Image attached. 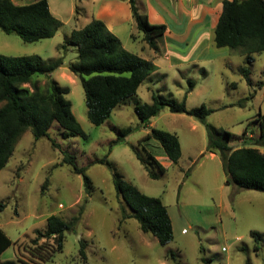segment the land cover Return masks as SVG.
Listing matches in <instances>:
<instances>
[{"label":"rangeland","instance_id":"374dc122","mask_svg":"<svg viewBox=\"0 0 264 264\" xmlns=\"http://www.w3.org/2000/svg\"><path fill=\"white\" fill-rule=\"evenodd\" d=\"M37 1L40 0H13L16 5ZM47 1L53 15L62 23L56 36L26 43L0 29V54L38 55L45 61L63 58L64 63L52 78L61 87L70 89L67 99L89 139L64 138L58 124L50 136L59 148L53 147L47 138L35 140L31 130L21 137L10 161L0 172V202L6 204L0 210V228L13 241L0 264H264V192L226 184L222 160L207 151L206 127L198 119L166 108L150 125L143 126L135 112L138 102L152 103L153 93L180 102L187 97L189 109L205 105L214 110L208 123L231 132L235 148L257 147L264 153V147L253 145L250 137L252 132L254 137L259 135L256 118L260 112L264 114V52L253 55L255 61L249 66L252 85H249L241 73L242 67H248L246 57L241 50L216 47L214 30L202 5H198L201 1L195 0V8L190 1L177 3L181 17L178 21L172 5L171 12L163 15L151 10L149 0H136L140 11L149 15L153 23L162 21L173 29L172 33L179 32L176 35L180 45L171 52L177 57L157 59L158 72L143 82L138 95L117 107L105 123L95 126L87 116L81 79L65 66L76 61V47L67 45L66 50L61 46L67 43L73 30L95 18L103 4L118 0ZM120 1L128 3V0ZM221 1H211L212 14ZM118 13L112 32L128 51L149 59V46L137 30L131 11L125 7ZM101 15L109 17L106 10ZM182 23L180 32L178 24ZM36 80L41 88L48 83L45 76ZM190 80L194 81L192 91ZM27 87L32 89L30 84ZM251 94L254 97L240 106V101ZM251 123L249 134L243 135ZM115 127L133 128V132L124 141L112 145L118 137ZM152 128L176 134L182 150L179 162H168L166 173L156 180L149 177L134 152L139 149L155 157L166 156L157 140L141 141ZM65 153L75 156L79 167H88L86 173L93 184L91 194L86 192L83 176L64 163ZM108 154L124 180L166 205L174 227L173 241L161 245L153 235L141 231L137 220L121 221L122 209L127 214L130 212L117 196L114 171L106 165L92 164ZM83 206L82 220L75 231L66 234L63 251L42 261L39 257L51 248L53 241L41 239L34 245L32 240L37 237V231L45 232L50 216L69 221ZM252 232L260 234L258 240ZM82 242L86 245V257L80 252ZM32 252H37L36 256Z\"/></svg>","mask_w":264,"mask_h":264},{"label":"trees","instance_id":"16d2710c","mask_svg":"<svg viewBox=\"0 0 264 264\" xmlns=\"http://www.w3.org/2000/svg\"><path fill=\"white\" fill-rule=\"evenodd\" d=\"M129 2L137 30L143 34L148 46L159 54L158 38L167 32V25L151 23L148 15L138 8L136 0ZM61 26V21L53 15L47 0L30 5H16L13 0H0V29L7 34L19 36L26 43L53 38ZM214 34L217 48L241 50L248 64V67L241 68V73L248 84L252 85L249 66L255 61L253 55L264 52V0H224ZM67 45L76 47L77 58L69 64V69L81 79L87 116L95 126L105 123L117 107L137 96L143 82L157 70L152 60L128 51L121 39L111 32L101 19L93 18L84 27L73 30L67 43L61 48L67 50ZM63 63V58L45 61L38 55L0 54V172L8 164L17 143L28 130H31L35 140L47 138L55 148L60 147L50 136L55 124L62 130L64 138L89 139L75 118L72 104L67 99L70 89L61 87L52 78V74ZM38 76L48 78L45 88L38 85L36 80ZM189 83L192 91L194 81L190 80ZM29 84L32 89L27 87ZM253 97L254 94H251L250 98L240 101L239 105L243 106ZM186 100L187 97L180 102L153 93L152 103L138 102L135 105V112L143 126L150 125L151 120L166 108L172 113L186 114L198 119L206 127L207 151L219 155L222 160L227 176L226 184L264 192V153L257 147L235 148L231 132L219 130L208 123L207 119L214 110L205 105L189 109ZM256 119L259 135L254 137L252 132L251 139L253 145L264 147V114L260 112ZM251 125L252 123L243 135L249 134ZM113 130L118 133V137L112 145L124 141L133 132V128L115 127ZM150 139H155L161 144L165 155L172 163L179 162L182 150L176 134L152 128L141 141ZM134 152L150 178L156 180L166 173V168L153 154L139 149H135ZM108 157L109 154L96 159L92 164L106 165L114 171L113 183L117 196L130 212L127 214L123 208L121 221L137 220L141 231L153 235L161 245L173 241L174 227L166 205L161 199L142 193L135 185L124 180ZM63 161L73 167L75 174L83 176L86 192L91 194L93 184L86 173L88 167H79L76 157L68 153L64 154ZM5 208L6 204L0 202V210ZM84 212L85 206L69 221L56 215L49 217L45 232L37 231V237L32 240L34 245H38L41 239L53 241L51 248L45 250V254L39 257L42 261H48L55 253L63 251L66 234L77 229ZM252 236L258 240L260 234L252 232ZM12 245L13 241L0 228V258ZM85 249L86 245L82 242L80 252L83 257H86ZM32 253L33 256L37 254Z\"/></svg>","mask_w":264,"mask_h":264},{"label":"crops","instance_id":"0c3cea01","mask_svg":"<svg viewBox=\"0 0 264 264\" xmlns=\"http://www.w3.org/2000/svg\"><path fill=\"white\" fill-rule=\"evenodd\" d=\"M189 1L191 2L192 6H193L192 8H195V4H196L195 3V0H149V6L151 7V10L152 11H154V12H160V13H162L164 15L166 12H171V9L170 8H171V5H172L173 6L172 8H174V11H175V14H176L175 15V19L179 21V18H181V17H178V10L176 8L177 7V3H179V2L180 3H183V2H187L188 3ZM200 1H201V3H198V5H200V6L202 5L201 7L204 9V12L208 16L209 26H210V28L213 31L216 28V25L218 23V19L220 17L221 12H222V9H223V1L224 0H222L220 2V4H216L215 5V8L216 9L213 10L215 14H212V12H211L212 11L211 10L212 9V3H211V1H215V0H199V2ZM125 7H126V10L127 11H129V10L131 11L129 0H128V3H126L125 1H120V0L115 1V2H107V3L103 4L99 8L98 12L95 14V18L103 20L105 22V24L107 25L108 29L112 32V27H113L114 20H115L114 18H117L118 14H119L118 12H119L120 8H125ZM104 10L108 11V13H109V17L107 19L104 18L101 15V12H103ZM127 14H128V12H127ZM148 17H149L151 23H153L154 21L151 20V18H150L149 15H148ZM213 18H214V20H213ZM158 20H161L160 17H159ZM158 22L159 23H153V24H165V23H161L162 21H158ZM165 25H167V24H165ZM178 25H179L178 26L179 27V30L181 29L180 32L183 31V23L182 24H178ZM167 27H168L167 32L163 36H161V37L158 38V45H159V48H160V53L159 54L158 53H155L154 50H152L150 47L148 48V50H149V53H148L149 60H152L154 63L156 62L157 59L161 58V56H163V57H173L174 59L177 57V55L172 56L171 55V52H173V50H175V47H177V46L180 45L179 44L180 43V39L176 35V33H179V32H176L174 34V33H172L173 32V29L169 25ZM156 66L158 68V65H156ZM157 72L158 71L156 70L153 74H155ZM209 154L212 157L215 156L214 153H210L209 152ZM156 158H157V160H159V162L165 168L167 166H169V163L168 162L172 163L168 159L167 156L156 157Z\"/></svg>","mask_w":264,"mask_h":264},{"label":"water","instance_id":"95a60500","mask_svg":"<svg viewBox=\"0 0 264 264\" xmlns=\"http://www.w3.org/2000/svg\"><path fill=\"white\" fill-rule=\"evenodd\" d=\"M68 69L70 68V65H65Z\"/></svg>","mask_w":264,"mask_h":264}]
</instances>
